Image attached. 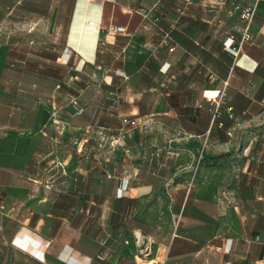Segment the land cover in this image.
I'll list each match as a JSON object with an SVG mask.
<instances>
[{
    "label": "crops",
    "instance_id": "crops-1",
    "mask_svg": "<svg viewBox=\"0 0 264 264\" xmlns=\"http://www.w3.org/2000/svg\"><path fill=\"white\" fill-rule=\"evenodd\" d=\"M49 4H54L48 11L53 27L44 47L39 26L23 32L17 27V37L8 33L0 42V79L18 85V93L9 88L0 93V264H141L142 239L150 242L154 255L165 253L163 264H192L191 259L210 252L226 263L241 258L245 264H264V2L252 26L254 42L237 57L228 39L235 29L232 3ZM26 13L41 17L36 16L39 10L24 9ZM58 17L67 21L61 41ZM27 32L32 35L29 45L21 37ZM27 49L34 51L35 66L43 64L45 49L56 64L74 70L65 88L55 73L46 76L44 91L36 75L32 81L20 71L16 79L11 75L8 67L25 64ZM225 87L220 108L217 95ZM58 93H92L89 99L97 105L73 116L70 107L59 105ZM43 97L50 98V118L41 105ZM57 113L61 121L52 122ZM123 115H132L140 127L123 124ZM154 129L165 134L169 145L207 146L209 161L193 191L209 194V201H195V213L189 215L186 201L177 203V228L170 219L153 220L144 213L150 210L145 198L158 187L176 193L191 190L179 181L170 187L171 167L178 159L169 151L153 152L155 141L146 134ZM75 135L82 142L81 182L74 183L78 179L66 167L67 177L45 184L47 163H67L73 157ZM224 153L226 162L234 157L240 162L233 178L224 172L228 177L219 183L226 162L217 166L215 160ZM104 182L107 188L100 192L111 195L114 218L94 217V210L106 206L104 196L93 193ZM218 193L231 195L232 205L219 202ZM97 252L104 261L96 262Z\"/></svg>",
    "mask_w": 264,
    "mask_h": 264
},
{
    "label": "rangeland",
    "instance_id": "rangeland-1",
    "mask_svg": "<svg viewBox=\"0 0 264 264\" xmlns=\"http://www.w3.org/2000/svg\"><path fill=\"white\" fill-rule=\"evenodd\" d=\"M59 5V4H58ZM54 8V4H49V0H37V1H30L26 2H19L18 0H0V42L3 37L4 40L7 38L8 33H10V36L17 37V27L21 29V31H28V28L31 26H39L42 29V34H41V41H42V46L44 47V43L47 42L49 43V32L50 28L53 27L51 25V19L49 17V9ZM29 11V10H39L41 11L40 15L36 16H41L34 18L33 15H29L26 13V16L22 14L23 10ZM232 19V24L235 27V29L239 30L240 27L242 26V23L239 21L237 16L234 14V16L231 18ZM56 26L58 28L59 32V39L58 41H61L62 38V32L63 30L66 29L67 27V21L66 18L64 17H58L55 19ZM27 29V30H24ZM12 31V32H11ZM5 32V33H3ZM3 33V34H2ZM24 37L25 42L27 45L31 40L32 35L29 34L28 32L21 36ZM230 43V42H229ZM28 47V46H26ZM38 51V50H37ZM33 50H26V60L25 64H22L18 66L16 63L15 65H11L8 67L10 70V73L14 78L18 76V72H22L26 75L27 79L29 81H32L34 79V75H36L37 79H40L43 83V90L49 86V83L46 81V76L50 73H55L57 75L58 79V84L61 86V88H65V81L66 78L71 75L75 74L74 70H72L70 67H66L62 64H56L52 59H50V55L45 53L46 50L42 49V65L35 66L31 60L34 59L33 56ZM48 52V51H47ZM2 54V50L0 49V55ZM54 55V53H53ZM52 55V57H53ZM2 67L0 65V75L1 74ZM82 76V75H81ZM3 81V79H2ZM0 79V93L2 91L6 90L7 88L10 89V93H18L16 90L18 85L16 82L10 81L9 83L7 82H2ZM13 84V85H12ZM5 85L7 87H5ZM16 88V89H15ZM61 88H59L61 90ZM5 93V92H3ZM92 95V93H58V98H59V105H64L68 106L71 108V112H73V116H79L80 113L82 112V109L86 108L87 106L91 105H97L96 103H93L91 99H89V96ZM41 105L47 109L50 110V103L49 99L47 97L42 98ZM59 115V117H58ZM54 117L51 119L52 122H55L54 120L59 123L61 121L60 119V114H52ZM50 118V114L48 116ZM155 130V129H154ZM174 137H179L178 133H175ZM146 137L153 138L155 141V144L152 146L153 152H158L161 155H166L167 152L170 153V156L177 158L178 159V164L174 167L172 165L171 167V178L172 180L170 181L171 186L176 187L177 182L179 181L181 186L185 185L188 188H191L189 193H181L179 191L172 192V190H165L162 189L161 187L157 188V192L152 193L148 195L145 198V204L150 206V210H145V217L151 218L153 220L155 219H170L171 221L174 222V227L177 228L178 222L180 220V216L178 215V211L175 209V205L179 202L186 201V213L189 215L194 214V202L199 201V199H203L204 201H209V194L205 193H199L193 191L194 187L197 185L199 178L201 175H203L204 171L206 170L207 164H208V159H206L205 156V151L207 149V146H202V147H189V146H182V145H169L164 142V139L166 138L165 134H162L161 130H155L153 132H147ZM74 138V139H73ZM73 138V147H75V151L73 153V157L71 160H69L67 163L61 161H50L49 163L46 164V170H45V184H52L54 182H58L61 179V175L63 173V167L66 168L68 167L69 169H72L73 175L75 177H79L77 174L79 173L78 170L81 167V162L79 161V156L82 153L81 150V141H78L77 138L78 136H74ZM91 139V138H90ZM114 139V138H113ZM145 139V138H144ZM112 143H115L114 141ZM104 147V146H103ZM220 149V147H219ZM105 150V149H104ZM113 152V149L112 151ZM223 157H218L215 161L219 162L217 166H220V163L226 162L227 157H225V153L222 154ZM231 157V156H230ZM231 160L229 162H226L225 168L223 167L221 173L223 172L222 177L219 178V183L222 179L225 177H228L224 172L229 173L230 177L233 178L234 173L237 172L236 165L240 162V160L237 157L230 158ZM188 163L189 166L187 169L183 167L185 163ZM67 165V166H66ZM235 165V166H234ZM59 171L57 172L56 170ZM220 170L221 168H217ZM61 173V174H59ZM183 179H186L185 181H182ZM97 179H95L96 181ZM81 182L79 179L78 181L74 180V183ZM103 185L101 187L97 186V192L95 193L94 196L98 195L107 200L106 206L102 207L101 209H96L93 211L94 217H110L114 218L116 216V211L115 208L110 206V200L109 197L111 196L110 194H101L100 191H104V188H107V183H102ZM171 189V188H170ZM177 189V188H175ZM184 189V188H180ZM231 195H225L223 193H218L216 195L218 201L224 202L227 200V197ZM119 208V206H117ZM116 208V209H117ZM223 209L222 207L219 208ZM225 211V209H223ZM223 215H226L225 212H223ZM140 246L142 247L141 250L138 251L140 257L138 258L141 264H144V261L147 260H154L155 264H163V260H165V253L160 252L154 255L152 252V246L148 240L142 239L140 242ZM57 248V247H56ZM239 259L237 264H245L241 262V258ZM192 264H231V263H226L224 259H221L216 253L210 252L209 256H206L205 254H199L193 259H191ZM2 261V259H0ZM145 264H150V263H145ZM234 264V263H233ZM249 264H256L255 261H251Z\"/></svg>",
    "mask_w": 264,
    "mask_h": 264
},
{
    "label": "built area",
    "instance_id": "built-area-1",
    "mask_svg": "<svg viewBox=\"0 0 264 264\" xmlns=\"http://www.w3.org/2000/svg\"><path fill=\"white\" fill-rule=\"evenodd\" d=\"M215 3L224 6L228 3H232L233 5V13L237 15V18L239 21L242 23V32L240 36L235 35L234 33H230L228 35L229 39V47L233 50L235 57H237L243 47L248 44V43H253L254 42V37L252 35V26L256 20L257 14H258V9L260 6V3L264 2V0H253L248 3H243L239 2L237 0H214ZM119 31H122V28L118 29ZM169 35L166 33V38H168ZM228 85V81L225 82V86ZM226 87L223 89V91L220 92L219 95V100H214L216 101L217 105L220 106L225 97H226ZM228 112L230 116H233V107L229 106L228 107ZM122 123L125 125H133L134 127H140V123L136 118H133L132 115H123L122 116ZM125 132L122 133V137L124 136Z\"/></svg>",
    "mask_w": 264,
    "mask_h": 264
},
{
    "label": "trees",
    "instance_id": "trees-1",
    "mask_svg": "<svg viewBox=\"0 0 264 264\" xmlns=\"http://www.w3.org/2000/svg\"><path fill=\"white\" fill-rule=\"evenodd\" d=\"M233 25V24H232ZM241 32H242V29H234L233 31H232V33H234L235 35H237V36H240L241 35ZM168 33V32H167ZM168 35H169V37L168 38H166V42H168V40L171 38V34H170V32L168 33ZM165 36H166V34H165ZM217 104V103H216ZM223 105V103L219 106L220 108L221 107H223L222 106ZM47 112H48V110H47ZM48 116H49V112L47 113V118H48ZM51 116V115H50ZM139 127V126H138ZM137 127V128H138ZM63 173L64 174H62V176H61V178L63 179V178H65V177H67V175L69 174L68 172H66V168H64L63 167ZM75 177V176H74ZM76 179H78V177H75ZM74 178V179H75ZM232 203H233V201L231 200V201H228V198H227V200L224 202V206H229V205H232ZM11 246H13V247H16L14 244H13V242H12V240H11ZM34 257V256H33ZM12 260V259H11ZM95 260H96V262L98 261H104L105 260V258H104V256H103V254L101 253V252H97L96 254H95ZM65 264H68V263H66V262H64ZM238 262H234V264H237Z\"/></svg>",
    "mask_w": 264,
    "mask_h": 264
}]
</instances>
